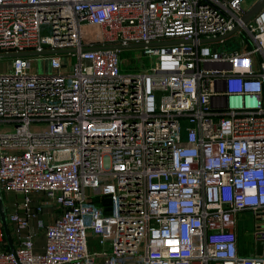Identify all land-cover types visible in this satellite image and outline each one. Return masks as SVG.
<instances>
[{"label":"built area","instance_id":"built-area-1","mask_svg":"<svg viewBox=\"0 0 264 264\" xmlns=\"http://www.w3.org/2000/svg\"><path fill=\"white\" fill-rule=\"evenodd\" d=\"M243 1L0 0V54L75 48L0 69V186L25 195L0 264H264V6Z\"/></svg>","mask_w":264,"mask_h":264},{"label":"rangeland","instance_id":"rangeland-1","mask_svg":"<svg viewBox=\"0 0 264 264\" xmlns=\"http://www.w3.org/2000/svg\"><path fill=\"white\" fill-rule=\"evenodd\" d=\"M256 0H244L243 6L247 9L249 8L253 3H255ZM85 30L88 32L89 35H92L94 31L92 30V27L86 26ZM218 48L221 50L223 48V45H218ZM141 53V47L140 46H132V47H126L122 50V56L124 57V61L127 63L128 61H131V63L134 62L135 57ZM9 57H1L0 58V69H6L8 65ZM149 63V61H147ZM49 69V63L48 59L44 58L40 62V70L46 71ZM10 124L0 123V128L3 129V127L8 128L10 127ZM5 202L7 205V208L9 210H21L22 203L24 201L25 195L22 192L13 191L10 189L3 190ZM31 199L33 202H42L46 200V195L44 192L34 191L30 194ZM54 207L53 209L47 210L45 212L40 213L37 218L34 220L37 221V233H42L44 230V225L50 220L53 219L55 216H57L61 208L52 205ZM56 212V213H55ZM257 215H255L252 211L245 210L240 213V219L238 224V231L240 234L241 239V245L243 247L248 246L247 244H250L252 242L251 239V231L254 228V225L256 224V221H258ZM143 248L140 247L139 253H142Z\"/></svg>","mask_w":264,"mask_h":264},{"label":"water","instance_id":"water-1","mask_svg":"<svg viewBox=\"0 0 264 264\" xmlns=\"http://www.w3.org/2000/svg\"><path fill=\"white\" fill-rule=\"evenodd\" d=\"M264 6V0H256L255 3H253L249 8L245 9V12L243 14V19L245 21H248L253 15H255L262 7ZM238 27L234 28L233 30L229 31L226 35H229L233 33ZM143 43H132L129 45L124 44H112L109 46L115 47V48H126V47H132V46H141ZM72 49H45L42 51H27V52H10V53H2L1 56H13V55H19V54H30V53H37V54H48V53H59V52H65L67 50H73ZM0 217L2 220L3 229L5 231V235L7 237V240L9 242L10 248L15 251V243L12 236V231L10 228V224L8 222V210L7 205L4 198L3 189L0 186ZM263 252V242L258 241L257 242V253L261 254Z\"/></svg>","mask_w":264,"mask_h":264},{"label":"crops","instance_id":"crops-1","mask_svg":"<svg viewBox=\"0 0 264 264\" xmlns=\"http://www.w3.org/2000/svg\"><path fill=\"white\" fill-rule=\"evenodd\" d=\"M54 207H52V205L51 204H48V205H46V207H45V211H47V210H50V209H53ZM44 211V212H45ZM56 213V212H55ZM51 220V219H50ZM37 221H35L34 219H33V221H32V227L35 229V230H37L36 228H37V223H36ZM38 232V231H37ZM45 242H46V236H45V232H44V230L42 231V233H37V237H36V239H35V249L36 250H41V249H43V247H44V245H45ZM14 243H15V245H16V241L14 240ZM90 244H91V247H92V249H97V248H100L101 246H100V244L97 242V240L95 239V237H93V236H90ZM248 246H245V247H243L242 245H241V251L242 252H248V253H250V252H253L254 251V249H253V247H252V245L251 244H247Z\"/></svg>","mask_w":264,"mask_h":264}]
</instances>
